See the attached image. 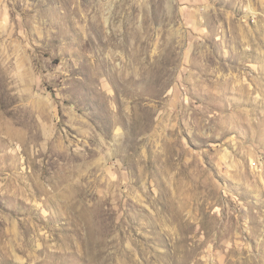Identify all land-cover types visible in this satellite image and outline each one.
Here are the masks:
<instances>
[{
	"label": "rangeland",
	"instance_id": "obj_1",
	"mask_svg": "<svg viewBox=\"0 0 264 264\" xmlns=\"http://www.w3.org/2000/svg\"><path fill=\"white\" fill-rule=\"evenodd\" d=\"M0 264H264V0H0Z\"/></svg>",
	"mask_w": 264,
	"mask_h": 264
}]
</instances>
